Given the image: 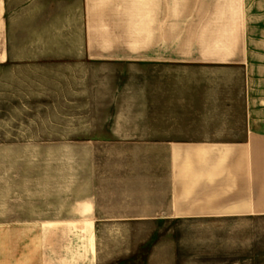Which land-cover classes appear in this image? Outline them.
I'll return each instance as SVG.
<instances>
[{
    "label": "crops",
    "instance_id": "obj_1",
    "mask_svg": "<svg viewBox=\"0 0 264 264\" xmlns=\"http://www.w3.org/2000/svg\"><path fill=\"white\" fill-rule=\"evenodd\" d=\"M13 2L25 5L20 17L28 36H40L42 25L43 33L62 35L43 48L41 43L18 45L29 56L17 60L15 46L7 45L0 65L171 61V72L230 70L240 90L236 109L228 97L198 100L191 95L193 82H175L174 118L162 121L175 123L171 131L152 137L146 118H124L109 121V134L86 138L110 155L141 158V163L95 169L94 187L78 199L80 215L106 223L264 216V0ZM48 78L39 75L36 82ZM53 80L64 81L63 73ZM211 103L220 105L212 108ZM127 124L122 133L116 128ZM62 202L57 221L39 225L73 223L68 220L74 214L70 192ZM0 215V264H12L10 234L4 237L3 231L24 225L11 222L3 209Z\"/></svg>",
    "mask_w": 264,
    "mask_h": 264
},
{
    "label": "rangeland",
    "instance_id": "obj_2",
    "mask_svg": "<svg viewBox=\"0 0 264 264\" xmlns=\"http://www.w3.org/2000/svg\"><path fill=\"white\" fill-rule=\"evenodd\" d=\"M9 2L0 0V60L7 45L15 46L17 60L29 56L18 45L41 43L43 48L62 35L43 33L42 25L40 36H28L20 17L25 5ZM22 63L0 65V211L24 225L3 231L4 237L10 234L12 264H264V216L106 223L79 214L78 199L94 187L95 169L141 163V158L110 155L86 138L109 134V121L124 118H146L152 137L171 131L175 123L162 121L174 118L175 82H193L191 95L198 100L206 95L210 101L229 99L239 109L232 71L171 72V61L64 62L63 68ZM61 73L64 81L53 80ZM39 75L49 80L36 82ZM128 126L116 128L122 133ZM68 192L73 223L39 225L57 221Z\"/></svg>",
    "mask_w": 264,
    "mask_h": 264
}]
</instances>
